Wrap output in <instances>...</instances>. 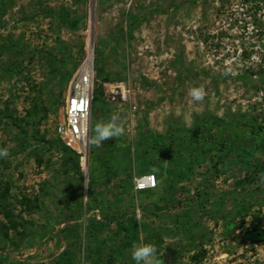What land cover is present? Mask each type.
Segmentation results:
<instances>
[{
  "label": "rangeland",
  "instance_id": "rangeland-1",
  "mask_svg": "<svg viewBox=\"0 0 264 264\" xmlns=\"http://www.w3.org/2000/svg\"><path fill=\"white\" fill-rule=\"evenodd\" d=\"M91 2L0 0V264H135L141 237L164 264H264V0H96L91 137L113 114L126 132L83 171L57 129Z\"/></svg>",
  "mask_w": 264,
  "mask_h": 264
},
{
  "label": "built area",
  "instance_id": "built-area-1",
  "mask_svg": "<svg viewBox=\"0 0 264 264\" xmlns=\"http://www.w3.org/2000/svg\"><path fill=\"white\" fill-rule=\"evenodd\" d=\"M95 81L93 62L83 64L77 70L68 88L62 113L63 121L57 129V135L63 145L79 156L83 171L86 170L84 159L88 155V140L90 142L92 134ZM102 93L106 101L112 105L136 109V106L132 105L131 88L125 83L103 82ZM153 184L156 186L153 187ZM157 187L158 180L154 174L134 178V190L137 193L155 190Z\"/></svg>",
  "mask_w": 264,
  "mask_h": 264
},
{
  "label": "clouds",
  "instance_id": "clouds-1",
  "mask_svg": "<svg viewBox=\"0 0 264 264\" xmlns=\"http://www.w3.org/2000/svg\"><path fill=\"white\" fill-rule=\"evenodd\" d=\"M230 71V69L228 70ZM227 74V72H225ZM188 95L197 102H203L207 95L204 85L191 87L188 90ZM177 116L181 115L179 109L175 113ZM126 129L121 121V118L117 114H113L107 121L97 122L94 128V135L91 137L90 142L96 147L102 146L105 141L115 139L119 141V138L125 135ZM9 156V150L7 148H0V158H7ZM158 169H153V172ZM260 184L264 185V172L259 175ZM156 185L153 184V187ZM140 218L137 217L139 222ZM164 253L159 252L157 246L154 243H146L143 237L138 242H135L132 246L131 259L135 264H164L162 259Z\"/></svg>",
  "mask_w": 264,
  "mask_h": 264
},
{
  "label": "bare ground",
  "instance_id": "bare-ground-1",
  "mask_svg": "<svg viewBox=\"0 0 264 264\" xmlns=\"http://www.w3.org/2000/svg\"><path fill=\"white\" fill-rule=\"evenodd\" d=\"M95 5H96V0H92L91 2V19H90V26H89V50H88V55L86 58V61L84 65L86 64H92L93 62V50H94V33H95ZM89 144V140H88ZM85 160V159H84ZM85 162V161H84ZM88 168V167H87Z\"/></svg>",
  "mask_w": 264,
  "mask_h": 264
},
{
  "label": "trees",
  "instance_id": "trees-1",
  "mask_svg": "<svg viewBox=\"0 0 264 264\" xmlns=\"http://www.w3.org/2000/svg\"><path fill=\"white\" fill-rule=\"evenodd\" d=\"M65 148H67V147H65ZM68 149V148H67ZM69 151H71L70 149H68ZM72 153H73V158H74V160H75V162H76V166H77V169H81V167H80V158H79V156L78 155H76L73 151H71Z\"/></svg>",
  "mask_w": 264,
  "mask_h": 264
},
{
  "label": "flooded vegetation",
  "instance_id": "flooded-vegetation-1",
  "mask_svg": "<svg viewBox=\"0 0 264 264\" xmlns=\"http://www.w3.org/2000/svg\"><path fill=\"white\" fill-rule=\"evenodd\" d=\"M258 236H260V237H264V235H262V234H258Z\"/></svg>",
  "mask_w": 264,
  "mask_h": 264
},
{
  "label": "crops",
  "instance_id": "crops-1",
  "mask_svg": "<svg viewBox=\"0 0 264 264\" xmlns=\"http://www.w3.org/2000/svg\"><path fill=\"white\" fill-rule=\"evenodd\" d=\"M159 179H160V177H159ZM159 179H157V180H159ZM160 183H161V179H160ZM142 193V192H141Z\"/></svg>",
  "mask_w": 264,
  "mask_h": 264
}]
</instances>
